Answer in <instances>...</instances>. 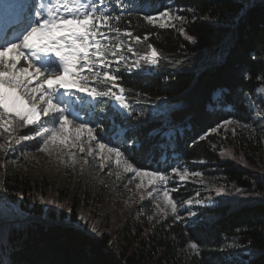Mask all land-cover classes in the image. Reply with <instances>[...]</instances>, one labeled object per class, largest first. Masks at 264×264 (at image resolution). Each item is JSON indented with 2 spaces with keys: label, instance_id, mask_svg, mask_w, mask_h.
I'll use <instances>...</instances> for the list:
<instances>
[{
  "label": "trees",
  "instance_id": "trees-1",
  "mask_svg": "<svg viewBox=\"0 0 264 264\" xmlns=\"http://www.w3.org/2000/svg\"><path fill=\"white\" fill-rule=\"evenodd\" d=\"M169 1L186 15L187 35L179 26L160 28L143 19ZM106 7L122 16L113 22L122 32L148 34L140 44L121 36L129 64L148 44L161 55L158 65L141 61L142 68L132 71L113 63L133 111L124 115L101 98L93 121L98 138L112 146L137 141L130 156L141 169L169 172L182 162L191 172L222 176L226 189L215 203L196 205L194 216L168 215L110 229L83 221L78 202H48L45 183L6 172L0 158L5 191H0V264H264V149L242 129L224 139L210 131L230 119L249 123L255 113L264 115L257 91L264 87V0H124L122 5L106 0ZM119 127L125 130L123 143ZM32 133L29 126L19 135ZM26 145L29 141L13 147ZM198 187L187 180L173 195L184 200Z\"/></svg>",
  "mask_w": 264,
  "mask_h": 264
},
{
  "label": "snow or ice",
  "instance_id": "snow-or-ice-1",
  "mask_svg": "<svg viewBox=\"0 0 264 264\" xmlns=\"http://www.w3.org/2000/svg\"><path fill=\"white\" fill-rule=\"evenodd\" d=\"M123 2L116 0L118 5ZM121 19V15L110 14L105 0H0V137L7 140V144H0V150L7 153L14 150L13 144L39 138L42 143L38 151L51 154L54 150H67L73 164L77 161L72 149H78L80 153L99 156L102 163H111L114 159L117 168L124 173H135L142 181L147 177L148 185L167 184L169 176L165 172L134 166L120 147L103 143L97 138V129L89 126L93 122L90 109L95 104H103L100 98L114 100L122 110L132 108L126 98L122 74L113 67L114 62L123 63L127 71L141 69V61L151 66L159 62L161 53L148 44V50L142 55L134 53L138 60L128 63L122 51L125 45L121 36L140 44L148 40V34L141 38L127 29L122 32L118 26H113L114 21ZM143 19L152 25L159 24L160 28H177L179 24L178 31L185 33V17L168 8L144 15ZM187 39L194 37L187 36ZM127 52H134L131 44L127 45ZM261 99L264 101V93ZM85 110H89L87 120L80 115ZM100 110L104 111L103 107ZM77 120L82 122L76 124ZM29 126L33 127L31 135H19ZM171 172L180 181L189 179L187 169L181 171L173 167ZM201 175L191 173V176ZM141 186L142 183L137 184V188ZM148 195L152 196V191ZM162 203L163 206L157 205L161 213L167 216L170 208L177 220L183 219L178 208L184 205L178 206L166 187ZM193 203L202 202H187L188 205ZM91 231L97 229L93 227ZM189 247L193 252L199 251L195 242Z\"/></svg>",
  "mask_w": 264,
  "mask_h": 264
},
{
  "label": "rangeland",
  "instance_id": "rangeland-1",
  "mask_svg": "<svg viewBox=\"0 0 264 264\" xmlns=\"http://www.w3.org/2000/svg\"><path fill=\"white\" fill-rule=\"evenodd\" d=\"M166 8L178 15L186 16L173 1H169ZM173 23L176 22L173 21ZM257 91L262 95L264 87H259ZM220 94L221 92L217 91L214 97L217 98ZM250 105L256 110L251 100ZM81 117L87 120L82 115ZM227 121L232 122L222 123L216 128L220 138L224 139L226 136L234 135L238 129H242L245 134L249 135L254 144L264 149V115L262 113H255L249 123H242L236 119ZM81 122L82 120L75 121L76 124ZM89 126L92 127L91 124ZM28 141L29 145L24 148L13 147L14 150L7 153L0 150V158H4L6 172L45 183L46 187L42 191H44L48 202L56 201L57 198L65 199L72 204L78 202L82 220L91 219L101 227L108 226L110 229H121L128 226L130 221L135 226L137 223L149 222V220L165 216L157 207L158 204L163 206V189L165 187L170 191L178 206L184 205L183 208H178V214L180 213L181 215H179L183 218L189 216L190 212H196L194 207L198 204L188 205L189 200H200L201 204H213L216 202L217 196L222 195L226 189V180L222 176L204 173L201 176H191V173L195 172H191L184 163L178 162L175 167L181 171L187 169L190 174L188 180H195L199 187L198 191L192 196L184 200H177L173 192L184 185L186 181H180L171 171L145 169L165 172L169 176V180L165 185H161L159 182L155 185H148L147 177L143 178L142 181L140 177L135 176V173H124L121 168H117L114 159L111 163L109 161H103L102 163L99 156H89L86 153H80L78 149H72L76 153L75 158L77 161L73 164L71 158L66 154L67 150H54L49 154L38 151L40 143H42L39 138ZM124 141L122 140L121 143ZM0 144H7V141ZM133 144L132 141H129L124 145H120L121 151L125 152L130 158ZM225 148V144H223L221 150L223 151ZM61 157L68 162H62ZM85 160H87V163H85ZM134 166L138 167L136 164ZM117 173L120 174L117 175ZM141 183L142 186L137 188V184ZM3 186L2 176H0V191L2 194L5 192ZM153 188L156 190L153 191ZM221 188L223 192L219 191ZM149 191H152V196L148 195ZM168 215H173L170 208L168 209ZM231 243L234 244L235 241H231Z\"/></svg>",
  "mask_w": 264,
  "mask_h": 264
}]
</instances>
